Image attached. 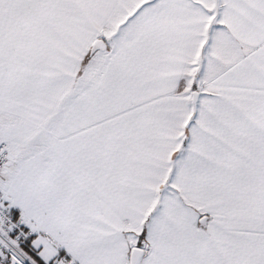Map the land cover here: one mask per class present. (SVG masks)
<instances>
[{
	"label": "snow or ice",
	"instance_id": "1",
	"mask_svg": "<svg viewBox=\"0 0 264 264\" xmlns=\"http://www.w3.org/2000/svg\"><path fill=\"white\" fill-rule=\"evenodd\" d=\"M0 264H264V0H0Z\"/></svg>",
	"mask_w": 264,
	"mask_h": 264
}]
</instances>
